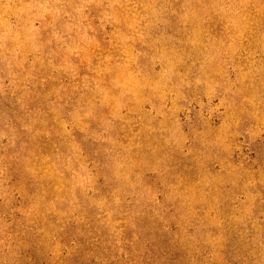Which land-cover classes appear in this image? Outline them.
<instances>
[{
	"label": "rangeland",
	"instance_id": "1",
	"mask_svg": "<svg viewBox=\"0 0 264 264\" xmlns=\"http://www.w3.org/2000/svg\"><path fill=\"white\" fill-rule=\"evenodd\" d=\"M0 264H264V0H0Z\"/></svg>",
	"mask_w": 264,
	"mask_h": 264
}]
</instances>
